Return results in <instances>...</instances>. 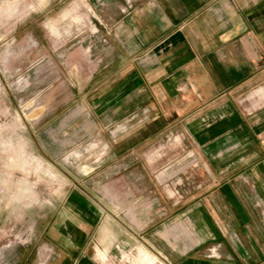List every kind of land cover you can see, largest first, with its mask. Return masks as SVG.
Here are the masks:
<instances>
[{
    "label": "rangeland",
    "instance_id": "1",
    "mask_svg": "<svg viewBox=\"0 0 264 264\" xmlns=\"http://www.w3.org/2000/svg\"><path fill=\"white\" fill-rule=\"evenodd\" d=\"M147 7L0 0V264H200L191 206L212 160L242 149L141 99L130 60Z\"/></svg>",
    "mask_w": 264,
    "mask_h": 264
},
{
    "label": "crops",
    "instance_id": "2",
    "mask_svg": "<svg viewBox=\"0 0 264 264\" xmlns=\"http://www.w3.org/2000/svg\"><path fill=\"white\" fill-rule=\"evenodd\" d=\"M140 2L148 7L133 16L144 19L136 24L140 36L132 43L140 58L130 60V79L141 99H153L169 121L200 120L203 142L213 149L226 141L242 149L212 160V191H199L191 206L200 264H264V0ZM209 116L213 123H201ZM220 177L246 183L226 190Z\"/></svg>",
    "mask_w": 264,
    "mask_h": 264
}]
</instances>
